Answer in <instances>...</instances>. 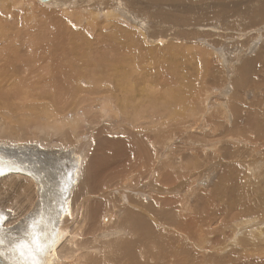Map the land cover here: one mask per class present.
Returning <instances> with one entry per match:
<instances>
[{"label":"rangeland","instance_id":"rangeland-1","mask_svg":"<svg viewBox=\"0 0 264 264\" xmlns=\"http://www.w3.org/2000/svg\"><path fill=\"white\" fill-rule=\"evenodd\" d=\"M150 1L0 0V120L6 124L5 135L14 140L12 144L42 147L51 142L56 146H78L84 154L80 173L90 164L95 190L82 204L75 205L79 211L74 222L78 224L71 223L77 229L75 243L82 244L83 256L88 255L81 264H92L95 255L96 260L101 258L100 253L88 254L84 250L88 242L97 247L103 241L108 244L104 247L106 256L121 261L120 264L130 260V253L150 264H166L173 255L188 256L191 264H215L216 258L221 259L220 264H264V237L253 247L251 244L243 249L244 242L236 245L233 235L238 227V240L245 237L244 241H252L256 225L263 219L242 223L241 218L228 225L225 218L242 213L241 197L237 188H231L225 197L219 189L240 176L246 193V184L264 193V16L258 13L259 9L264 11L262 0L244 8L252 16L238 18L233 4L194 2L205 5L204 9H190L191 5L184 3L168 10L169 3L176 0L155 5ZM222 6H228L226 10L234 16L221 23L216 16L226 11ZM199 11H209L205 19L210 20L200 30L175 18L177 14L198 17ZM111 23L113 28L109 27ZM115 59L127 64L116 63ZM115 64L138 68L139 77L114 71ZM120 77L124 80L118 81ZM8 78L10 81L5 82ZM124 91L134 101H128L126 96L123 101L119 94ZM167 94L177 101H173L176 107L170 104L165 109L162 100H167ZM52 103H56L55 109H51ZM125 103L138 107L139 115L135 117L133 108L122 113L119 107ZM171 107L173 111L168 110ZM48 126L57 128L55 134L38 130ZM118 139H124L126 144L116 143ZM1 145L4 153H0L7 154L12 162L19 161L29 169L37 166L45 175L50 170L41 158L24 155L25 150L15 155L11 146L5 147L4 142ZM53 174L50 173L51 178L57 177ZM60 177L62 183L64 178ZM3 178L0 208L5 225L21 216L15 213L26 209L24 205L28 207L16 194L20 188L25 190V185L28 187V181ZM61 186L58 184L57 189ZM70 198L71 195V202ZM62 201L55 200L60 205ZM140 209L143 214L136 219L142 223V233L146 228L150 232L146 241L153 248L136 244L135 248L123 249L115 242L117 236L105 237L104 233L114 232ZM243 211L256 216L248 207ZM194 212L197 224L186 220ZM144 213L161 225L147 219ZM215 214L223 230L214 247L210 241L216 239L217 230L208 221ZM106 217L109 221L104 222ZM189 223L194 236H186ZM121 226L127 227L124 223ZM203 228H208L205 240ZM114 233L132 238L124 230ZM65 240L55 249L56 253L61 252ZM227 242L232 246L224 250ZM187 245L194 250L191 256L184 251ZM217 247L223 253H218ZM149 254L165 260L151 263ZM67 255H72V251L63 252V257L59 254L63 264H69Z\"/></svg>","mask_w":264,"mask_h":264},{"label":"bare ground","instance_id":"bare-ground-1","mask_svg":"<svg viewBox=\"0 0 264 264\" xmlns=\"http://www.w3.org/2000/svg\"><path fill=\"white\" fill-rule=\"evenodd\" d=\"M166 1L167 0H151L150 2H152V4L155 5V4H159V3L163 4ZM183 1L184 2H182L181 0H176V2H170L169 6H168V10H171L170 8H172V7L181 6L184 3H188V5H191V7H189L190 9H200V8L204 9L203 7H205V5L210 3V2L214 3V4L220 3L219 5L233 4L232 9L235 10V16H236V18H238L239 16H248V17L252 16L253 13H249V11L245 12L246 9H244V8L251 7L252 2L255 5H257L258 0H183ZM244 1H246V2L243 4ZM194 2L198 3V4H205V5H203V6L202 5L201 6L200 5H194V4H192ZM43 4H45V3H43ZM193 6H194V8H193ZM206 7H208V6H206ZM222 7L225 10L228 8V6H222ZM262 7L264 8V0H262ZM6 10H7V8H6ZM205 10H206V8H205ZM199 12H201V11H199ZM208 12L209 11H202L199 14L200 16L198 15V17L196 16L197 14H194L195 16L194 15L190 16V15H184V14H177V15H175V18L178 21L179 20L183 21V23H181L180 21L179 22L181 24H185V26L188 25L187 27H189V25H190V27H191V25H193V26H195L196 30H200L199 27L205 26L206 25L205 23H208L207 21H210L209 19H207V20L205 19V16ZM167 13L169 14V12H167ZM258 13H260L262 16H264V11L259 9ZM106 14H110V13H106ZM111 16H112V14H110V17ZM232 16H234V15H231L230 12H228L226 10V11H223L221 13L219 12V14L216 16V20H220V22L222 23L223 20L226 21L227 19H230V17H232ZM21 21H22V19H21ZM112 26H113V24L111 23V25L109 27H112ZM232 26H234V25H232ZM212 27H214V26H212ZM183 35H186V33H184ZM135 37H137V35ZM125 39L127 40V37H125ZM122 41H123V39H122ZM136 42H138V41H136ZM124 43H127V42H124ZM168 49H170V47H168ZM135 51H137V50H135ZM135 53H137V52H135ZM135 53H133V54H135ZM111 55H112V53H111ZM112 57H114V56H112ZM115 57H116V55H115ZM115 61H116V63L117 62L118 63H126L124 60L120 61V60L115 59L114 62ZM128 65H130V64H128ZM176 65H178V63H176ZM171 68H174V67L172 66ZM112 69L114 71L122 70V72L124 73L125 76L128 75V76L136 77V79H137L138 68L137 69H126V68H121L120 65H118V64H115ZM125 72H127V74ZM159 75H162L161 72ZM165 75H167V74H165ZM159 77H161V76H159ZM10 79L11 78L6 79L5 82H9ZM123 80L124 79H121V77L118 79V81H123ZM138 80H139V78H138ZM127 83L128 82H126V85H127ZM161 85H163V84H161ZM183 86L185 88V85H183ZM170 87H172V86H170ZM186 87H187V85H186ZM187 89H189V88H187ZM181 90H184V89L182 88ZM181 90H180V92L182 93L183 91H181ZM128 91L130 94L131 90H128ZM128 91H124V93L119 94V95H123V99H122L123 101L125 100L124 99L125 96L127 97L126 99L128 101H134L132 98V95L128 94ZM173 91H176V90H173ZM184 92H185V90H184ZM176 93H178V92H176ZM181 93L179 95H181ZM178 94H177V96L180 98V96ZM188 94H189V92H188ZM183 95H185V94L183 93ZM149 96H151V95H149ZM181 97L184 98L185 96L181 95ZM154 99H155V96H152L151 102L153 103V105H154V101H155ZM171 100H172V98L169 94H167V100H162L163 102L165 101V109H166V107L168 108V106L170 104H172L174 106L173 101H176V100L174 98L172 101ZM143 101H146V100L144 99ZM148 102H149V99H148L147 103ZM176 103H177V101H176ZM149 104H150V102H149ZM153 105H152V107H153ZM177 106H178V104H177ZM56 107H57L56 103H52L51 109H55ZM174 107H176V106H174ZM119 108L122 110V113H128V111L133 107L130 106V104L125 103V104H122ZM132 110H134L136 112L135 117L139 115L138 114V112H139L138 107L136 109L133 108ZM153 110H155V109H153ZM168 110L173 111L172 107L169 108ZM156 113H157V111H156ZM127 117L129 118V116H127ZM9 119H11V118H9ZM11 120H13V119H11ZM79 125H80V123L76 124V126H79ZM5 130H6V124L0 120V140H1L0 141V151L1 152H2L1 148L4 147L1 145V143L4 142L5 147L11 146V148L13 149V153L15 155L17 153L21 152L22 150H25V152L22 151L23 154L27 153L30 156L36 157V159L38 157L41 158L46 165L47 164L49 165L50 170L45 171L46 175L41 174L42 171L40 172L39 169L37 168V166L32 167V169L31 168L29 169L28 165H25L23 163H18L19 161L18 162L17 161L12 162L10 160V158H8L7 154H4L6 156H2V153H4V152L0 153V178H3L4 176H6V177L8 176L10 179H12V178L14 179V180H12V182L19 181L21 178H24L26 181H28V187H29L28 188L25 185L24 186L25 190L20 188V191H17V193H16L17 198H19V196H20L24 199L23 200L24 204L28 203V207H27V205H24V206H26V209H24L21 213H15L17 211V208H15L16 210L12 211L15 214L21 215V216L16 218L15 222H11V219L10 220L7 219L8 221L4 225V222H5L4 211L0 208V218H2V225H0V264H63L64 261L61 259L59 254L62 256L63 252H65V254H68L71 251H72V255H67L68 259H69V264H75V262L73 263V261H76L77 262L76 264H81L83 259L86 258L88 255L85 254L83 256V254L81 252L82 244H81V246H79L78 245L79 243H75V241H74L75 240V232L77 231V229L74 228V226H72L71 223L72 222L74 224L77 223L74 221L77 218L76 213H78L79 210H75V205L82 204L83 201L87 200L90 197V195L89 196H87V195L95 190L94 183H93V181H91V178H90V164H88L86 167H84L83 171L80 173V168H81L82 162L84 161V154L81 155V149L78 146H71V145L56 146V145H53L51 142L44 144V146H42V147H40L39 145H29L28 146L25 144H20L18 142H15V144H12V142L14 140L10 139L9 136L5 135V132H4ZM38 130L41 133L51 132L52 134H55V132L57 131V128L52 127V126H48V127H39ZM66 137L68 138L69 135H66ZM7 140H9V143L7 142ZM118 142L119 143L123 142L124 145L126 144L124 139L116 140V143H118ZM124 145H122L121 148H123ZM9 151H11V150L9 149ZM118 151H120V149ZM118 151H116V152H118ZM137 151H138V153H140V156H141L142 150H140V146H138ZM54 156H57L58 160H54L53 159ZM23 160H24V157H23ZM95 160L97 161L96 156H94V158L92 159V164L94 166H95V162H94ZM38 163H40V161ZM68 164H69V166H67ZM87 172H88V174H87ZM115 172L118 174L119 170L116 169ZM50 173L57 174V177L51 178ZM60 174L64 178L62 183L58 178L61 176ZM52 177H54V176H52ZM116 178H117V176H116ZM241 179L242 178L240 176L239 177L235 176L233 183L231 185H229V186L221 185V187L219 189H220L221 194H223L225 197V194L231 188H237L238 193L241 197L240 198L241 199L240 200L241 201L240 207L242 209V213L237 215V216H231L229 218H225V221L228 225L229 224L232 225V223H231L232 221H236V220L241 221L242 220L241 218L244 219L241 221L242 223H247V222L249 223V221H255L258 218L263 219L261 222L257 223V225H256L257 227L255 228V231L253 232L252 241H244L245 237L238 240L239 239V236H238L239 232H236L238 227L234 231L233 235L235 234V236H236V238H235L236 239L235 240L236 245H238L240 242H244L242 248L245 249V248H248L249 246H251V244H253L251 246V247H253L256 244V241H261L262 238L264 237V229L261 228L262 225L264 226V193L259 191V190L253 189L252 186L247 185V184H246V188H247L248 192L246 193L243 189V185L241 184ZM224 181H226V180H224ZM58 184L62 185L61 189H57ZM62 190H64V193H61ZM69 195H71V198H70L72 200L71 202L68 201ZM1 198H2V196L0 193V199ZM55 200H59L60 202L63 200L62 205L59 204L60 202L57 204L55 202ZM224 201H225V203H227L229 205V207H233L234 204L232 205V203L228 199L224 198ZM69 204L71 205V209H69ZM187 207H188V204H187ZM247 207L250 211H252L254 214H256V216H251L248 212H244L243 209L247 208ZM26 211H30V213L26 214ZM66 212H68V216H66V214H67ZM93 213H94V211L91 214L93 215ZM136 214L137 215L132 214L128 220H123L117 228L119 230L126 231V235L127 234L132 235L131 240H129L128 238H127L128 240L123 238L122 234L114 233L117 229L111 233L110 232L104 233L105 237H107L108 235H110V237L117 236V238L115 239V242H118L119 245H121L123 247V249L125 247H134L135 248L136 244H138L139 247H144L145 249H147L149 244H147L146 238H150L149 237L150 232H148L147 228H146L144 230V233H142V231H143L142 227H141L142 223H141V221L136 219L143 214V211H141V209H140L139 213H136ZM196 214H197V212H194L193 214L191 213L190 215H188L189 218L186 220L188 222H189V220H192L194 222V224H197V220H195ZM144 215L146 216L147 219L154 221L158 225H161V223L152 215L146 214V213H144ZM80 216L82 217V214H80ZM210 218L212 219V221L211 222L208 221V222L211 224L213 229L217 230L216 231V234H217L216 239L215 240L212 239L210 241L211 245H213V243L215 241L218 242L221 240V236H222L221 232L223 230V227H222V224L219 223L220 218L217 217L216 214L211 215ZM96 219L99 220V217H97ZM20 221H23V224L22 223L19 224ZM103 221L104 222L109 221V217H106ZM173 222H175V220ZM122 223H124L127 227L121 226ZM14 224H19V225H15V226H17L15 228H14V226H13V228L8 227V226H11ZM71 226H72V228H71ZM61 227H63V228H61ZM233 227L234 226H232V228ZM77 228H78V226H77ZM227 228L229 230V226ZM84 229H85V227H84ZM240 229H242V228H240ZM101 230L106 231L107 229H101ZM203 231H206L207 233H203ZM201 232H202V238L204 240L207 239L208 228L207 229L203 228V230ZM186 233H188V234H186V236H189V235L194 236L195 235V232L192 229V226L190 225V223H189V227H188ZM240 233H241V231H240ZM118 235H120L121 237L118 238ZM242 236L243 235H241V237ZM218 238H220V240H218ZM64 239H66V240H65V243H63V245L60 247L61 252L58 251V253H56L55 249H57L60 246V244L64 241ZM161 239L164 240L163 238H161ZM164 241L166 244V240H164ZM229 241L230 240H228V242ZM228 242H227V245L226 244L224 245V250L231 245V244L229 245ZM96 244H99V243L97 242ZM165 244H163V245H165ZM106 245H108L106 243V241H103V242H100L99 246H97V247L92 246L91 247V245L88 242V247L84 250L85 253L94 251V252L101 254V258L98 260L95 259L96 255L94 256V258H93L94 262L92 264H120L121 261H117L115 259H109L106 256V252L104 250V247ZM204 245L207 246L206 241H204ZM216 245L219 246V244H216ZM99 247H101V248H99ZM149 247L153 248V246H151V245H149ZM217 248H218V253H223V251L220 249V247H217ZM82 250H83V248H82ZM184 251L189 256L194 254V250L192 249V247H190L188 245L185 246ZM166 253L168 255L169 251H166ZM131 255L132 254L130 253L129 257H128V259H130V260L126 261V264H150V263L142 262L140 260V258L138 257V255H136V253L132 257H131ZM122 256H125V254L123 253ZM117 257H119V256H117ZM119 258H121V257H119ZM64 259H65V257H64ZM148 260L151 263H156V261L160 262V261L165 260V259L163 256L162 257L161 256H155V255L151 256V254H149ZM218 260H221V259H219V258L214 259L215 264H220V262ZM224 260H226V259L224 258ZM180 263L181 264H191V261H190L188 256L182 257L180 255H173L170 257V259L168 261H166V264H180ZM223 263H224V261H223Z\"/></svg>","mask_w":264,"mask_h":264},{"label":"snow or ice","instance_id":"snow-or-ice-1","mask_svg":"<svg viewBox=\"0 0 264 264\" xmlns=\"http://www.w3.org/2000/svg\"><path fill=\"white\" fill-rule=\"evenodd\" d=\"M0 225H2V218H0Z\"/></svg>","mask_w":264,"mask_h":264},{"label":"water","instance_id":"water-1","mask_svg":"<svg viewBox=\"0 0 264 264\" xmlns=\"http://www.w3.org/2000/svg\"><path fill=\"white\" fill-rule=\"evenodd\" d=\"M41 1H46V0H41Z\"/></svg>","mask_w":264,"mask_h":264}]
</instances>
